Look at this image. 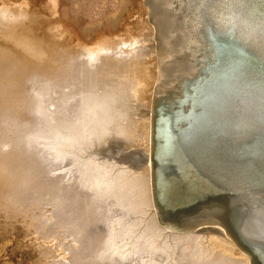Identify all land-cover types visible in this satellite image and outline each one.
Wrapping results in <instances>:
<instances>
[{
  "label": "bare ground",
  "instance_id": "obj_1",
  "mask_svg": "<svg viewBox=\"0 0 264 264\" xmlns=\"http://www.w3.org/2000/svg\"><path fill=\"white\" fill-rule=\"evenodd\" d=\"M26 1L0 0V212L39 263L264 264V0H121L64 43Z\"/></svg>",
  "mask_w": 264,
  "mask_h": 264
},
{
  "label": "rangeland",
  "instance_id": "obj_2",
  "mask_svg": "<svg viewBox=\"0 0 264 264\" xmlns=\"http://www.w3.org/2000/svg\"><path fill=\"white\" fill-rule=\"evenodd\" d=\"M26 3H28L26 6H30L31 3L30 7L33 9H42L46 12L48 7L59 12L61 5L63 15L61 22L63 21V26L67 29L65 30L67 36H62L59 40L64 43L70 39H84L87 29L92 27L97 29L110 14L120 8L121 0H27ZM133 6L129 7L128 11L119 10L116 15L117 17L122 15L123 20L130 21V28L138 18V15H134L137 11L133 12ZM57 15L54 18L59 19ZM58 21L57 26H60V19ZM33 239L34 236L28 233L20 219L9 220L0 212V264H38L39 249L34 245Z\"/></svg>",
  "mask_w": 264,
  "mask_h": 264
},
{
  "label": "water",
  "instance_id": "obj_3",
  "mask_svg": "<svg viewBox=\"0 0 264 264\" xmlns=\"http://www.w3.org/2000/svg\"><path fill=\"white\" fill-rule=\"evenodd\" d=\"M157 108V107H156ZM155 198H156V196H155ZM253 263L252 264H254V261H252Z\"/></svg>",
  "mask_w": 264,
  "mask_h": 264
}]
</instances>
